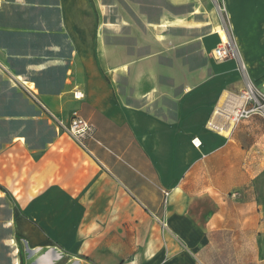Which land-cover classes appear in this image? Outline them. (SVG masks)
I'll list each match as a JSON object with an SVG mask.
<instances>
[{"label": "crops", "instance_id": "crops-1", "mask_svg": "<svg viewBox=\"0 0 264 264\" xmlns=\"http://www.w3.org/2000/svg\"><path fill=\"white\" fill-rule=\"evenodd\" d=\"M214 1L0 0V264H264V0Z\"/></svg>", "mask_w": 264, "mask_h": 264}, {"label": "built area", "instance_id": "built-area-1", "mask_svg": "<svg viewBox=\"0 0 264 264\" xmlns=\"http://www.w3.org/2000/svg\"><path fill=\"white\" fill-rule=\"evenodd\" d=\"M219 9L221 8L219 7ZM213 57L218 61L229 60L231 58H237L240 61L235 45L230 38H227L226 41L223 40L222 44L215 48ZM9 77V81L26 94L28 100L39 110L40 115L45 117L46 121L50 122L56 130L70 135L81 148L88 151L85 140L91 135L93 129L92 124L88 120L74 113L70 120L65 122L56 116V114L44 103L37 89L26 86L11 75ZM243 96L246 100L247 109L243 108L239 110L237 117H244L252 113H259L264 116V90H260L252 83L247 82V87ZM75 97L80 99L81 94L77 93ZM163 225L165 226L164 222Z\"/></svg>", "mask_w": 264, "mask_h": 264}, {"label": "rangeland", "instance_id": "rangeland-1", "mask_svg": "<svg viewBox=\"0 0 264 264\" xmlns=\"http://www.w3.org/2000/svg\"><path fill=\"white\" fill-rule=\"evenodd\" d=\"M209 1H211V0H209ZM212 1H214V0H212ZM214 2H215V1H214ZM22 140H23V139H22ZM22 253H23V257L26 258L27 255H26V252L24 251V247H22ZM20 257H21V256H20ZM19 261H20V260H19Z\"/></svg>", "mask_w": 264, "mask_h": 264}, {"label": "bare ground", "instance_id": "bare-ground-1", "mask_svg": "<svg viewBox=\"0 0 264 264\" xmlns=\"http://www.w3.org/2000/svg\"><path fill=\"white\" fill-rule=\"evenodd\" d=\"M219 108H221V109L223 110L222 107H219ZM228 108H229V106H228ZM231 108L233 109L232 113H234V112H235V110H234V106H232ZM221 109H220V111H221ZM227 110H228V109H226V112H228ZM224 112H225V111H224Z\"/></svg>", "mask_w": 264, "mask_h": 264}]
</instances>
